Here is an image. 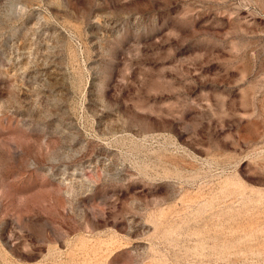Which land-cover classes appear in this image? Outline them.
<instances>
[{
    "label": "rangeland",
    "instance_id": "rangeland-1",
    "mask_svg": "<svg viewBox=\"0 0 264 264\" xmlns=\"http://www.w3.org/2000/svg\"><path fill=\"white\" fill-rule=\"evenodd\" d=\"M0 264H264V0H0Z\"/></svg>",
    "mask_w": 264,
    "mask_h": 264
}]
</instances>
